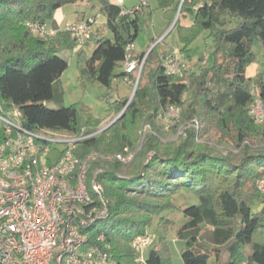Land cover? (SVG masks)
I'll list each match as a JSON object with an SVG mask.
<instances>
[{"label": "trees", "instance_id": "16d2710c", "mask_svg": "<svg viewBox=\"0 0 264 264\" xmlns=\"http://www.w3.org/2000/svg\"><path fill=\"white\" fill-rule=\"evenodd\" d=\"M96 2L106 22L101 33L89 40L97 45L86 60L83 77L108 90L119 77L137 78L125 70V63L146 55L134 56L130 49L141 30L139 10L127 12L111 0H0L1 105L19 108L30 130L85 135L77 149L82 158L102 146L118 152L125 147L135 150L139 136L143 137L141 148L153 155L141 171L121 178L118 172L126 164L113 158L108 161L113 168L98 174L103 195L110 199V215L87 228L92 231L89 241L96 242V234L104 233L115 264H138L133 238L146 234L164 211L173 209L172 196L180 191L199 200L177 208L186 219L178 231L185 243L184 264H264V195L258 194L256 185L264 177V149L252 150L250 145L264 142V123L257 124L249 112L253 88L264 102V73L248 76L257 60L254 42L259 40L264 49V0H158L171 21L179 8L181 15L192 18L190 26L181 25L180 20L175 25L184 54L188 55L198 35L209 31L213 63L188 70L185 76L169 75L164 67L169 53L156 44L146 56L134 98L129 102L130 98L119 97L111 104L114 117L121 115L102 131L99 123L84 125L75 105H48L61 101L56 85L69 66L59 53L76 48L71 32L56 25L55 12L68 4L95 8ZM233 19L239 22L230 27ZM28 22L51 24L57 32L40 36L29 29ZM83 52L82 48L79 53ZM170 106L181 108L179 121L172 120V130L184 127V131L176 147L164 152L160 150L164 130L158 119ZM196 119L199 130L194 127ZM211 124L225 137L232 134L231 145L241 150L239 162L231 153L216 154L198 141ZM4 136L0 129V141ZM100 162L90 163L87 182ZM258 201L262 208L254 211ZM162 244L147 250L144 264H170Z\"/></svg>", "mask_w": 264, "mask_h": 264}, {"label": "built area", "instance_id": "2783aa9c", "mask_svg": "<svg viewBox=\"0 0 264 264\" xmlns=\"http://www.w3.org/2000/svg\"><path fill=\"white\" fill-rule=\"evenodd\" d=\"M116 2L122 4L123 0ZM144 3L127 12L140 10ZM97 23L96 18H88L69 22L62 30L71 32L80 49L92 38ZM27 26L40 36L57 32L47 24L28 22ZM147 55L128 60L125 70L140 75ZM184 57L180 48H174L164 61L166 73L182 75ZM252 94L249 112L257 124H263L264 102L258 89L253 88ZM180 113V107L170 106L163 116L170 123ZM0 121L5 135L0 141V264H115L105 234H96L92 243V231L87 230L110 215V199L103 195L99 170L86 181L88 164L105 156L92 152L79 157L83 134L57 138L49 134L57 131L28 129L17 107L6 109L0 103ZM194 127L200 128L197 119ZM54 145L60 146L54 149ZM134 155L125 147L109 158L126 164ZM256 185L263 193L264 177ZM152 244L149 234L135 236L131 246L136 260L145 263L144 252Z\"/></svg>", "mask_w": 264, "mask_h": 264}, {"label": "rangeland", "instance_id": "374dc122", "mask_svg": "<svg viewBox=\"0 0 264 264\" xmlns=\"http://www.w3.org/2000/svg\"><path fill=\"white\" fill-rule=\"evenodd\" d=\"M150 1L152 3L146 7L144 14L141 15L140 33L133 46H131L130 48L134 56L140 55L145 52L147 53L156 44H158V48L160 50L167 53H170L174 48H182L183 43L179 33V26L175 25L177 21L180 20V24L186 26L190 24L189 21L192 20L190 16L181 15L179 8V11L177 12L175 18L171 21V19L166 16L165 9L159 6L158 0ZM138 3H141V1H138ZM95 4L96 7H92L89 10L90 14H99V3L96 2ZM131 7L132 6H130V8ZM84 8L85 7H78L74 4H68L65 6V10L69 15H71V17L77 15L78 11ZM238 22V19H233L229 26L233 27L237 25ZM100 33L101 30L99 29L95 31V33H93V36ZM103 33L107 37L112 36V33L110 31L108 34H105V31ZM96 45V41H90L89 44L83 48V53L71 50H65L59 53L60 56H62L69 62V66L60 77L56 85L57 93L59 94L61 101L53 100L50 101L48 105L51 108L75 105L78 108L81 122L84 125L88 126L99 123L100 131H102L103 129H106L108 126H110L111 122L121 115L119 114L114 117V109L111 104L119 97L131 98L134 92L137 78L133 77L132 75L128 76L127 78L119 77L114 81L113 88L111 90H108L98 81H90L87 78L83 77L82 70L86 65V60L92 55L94 49L96 48ZM211 45L212 38L209 37V31H204L195 38V40L189 45V56L185 54L182 76H185L186 73H188V70L189 72L192 70L198 71L200 65L202 67H209L212 65L214 57ZM253 48L254 52L257 55L256 63L253 66L254 72L264 73V49L262 48L259 40H256L254 42ZM120 70L121 69L119 68L118 71ZM137 75L138 71L136 72V76ZM133 98L134 96L130 99L129 102H131ZM163 115L162 117H159L158 123L163 126L164 130V135L163 137H161L162 144L160 145V150L165 152L169 151V149L172 150L173 147H176L180 140L179 136L184 131V127H181L179 131H173L171 128L172 120L170 121V123H167L169 119ZM176 121H179V117L176 118ZM2 127L3 123L0 121V129ZM149 129V126L145 128V130ZM49 134L52 137L57 138H67L78 135L68 134L60 131L51 132ZM203 134V136L198 137V141L203 142L201 144L210 146L212 151L216 154L227 155L228 153H231L236 161H240V159L242 158L241 150L238 148L236 149L230 143V137L232 136V134L226 135L225 137L223 133L218 130V128L213 124L208 125L206 131H204ZM142 141L143 137L141 138L139 136L138 142L140 146L135 150L130 148L135 155L132 161L126 163V165L123 166L122 169H120V171L118 172L121 178H131L134 174L141 171L143 169V166L148 163L149 159L153 155L152 152L146 153L141 148ZM250 145L252 150H258L259 148L264 149V142L262 141H254L251 142ZM59 146L60 145H54L53 147L55 149ZM101 148L102 149L100 150L96 149L88 153L90 154L92 152H96L105 156L104 158H98L101 162L95 168V170H93L92 175L97 170H99L100 173L102 170H110L113 168V165L108 162L112 160V158L110 159L109 157L113 156L118 151L104 149V146H102ZM90 163L88 164V169ZM258 194L264 195V193H261L260 191H258ZM127 196H136V194L127 193ZM172 200L175 207L173 209L170 208L164 211L161 217L156 220L151 226H149L145 233L146 235L149 234L153 237V244L151 245V247L159 243L164 244V247L166 249V256L169 257L170 264H184L182 259V250L185 247V243L184 241L179 239L178 231L184 224L186 219L183 216L182 211L177 208H179L180 206H185L194 201L199 202V200L197 196L185 191H180L174 194L172 196ZM261 208L262 204L259 201L256 202L253 206L254 211H258ZM207 234L208 229L204 230V237ZM146 253L147 250L144 252L145 256ZM136 262L138 264H144V262L141 260H136Z\"/></svg>", "mask_w": 264, "mask_h": 264}, {"label": "crops", "instance_id": "0c3cea01", "mask_svg": "<svg viewBox=\"0 0 264 264\" xmlns=\"http://www.w3.org/2000/svg\"><path fill=\"white\" fill-rule=\"evenodd\" d=\"M112 2H116V0H111ZM138 1L141 3L142 2H145L144 5L141 7V9L139 10V13H140V16L142 14H144L145 10H146V7L148 5H150L152 2L150 0H123L122 2V7L126 10H131L133 9L134 7H136L137 5H139L140 3H138ZM117 3V2H116ZM130 4V5H129ZM78 7H85L84 9L82 10H79L78 11V14L75 15L77 17H71V15H69L67 13V11L65 10V6L58 9L56 12H55V21H56V25L62 29L67 23L69 22H76V21H81V20H84V19H88V18H96V20L98 21V23L96 24V27H95V31L97 30H101V26L106 22V17L104 15H101V14H97V15H94L95 13L93 14H90L89 13V10L92 8L91 5H87L85 3H82L80 5H76ZM130 6H132L130 8ZM190 24L186 25V26H190L192 24V20L189 21ZM49 27H53L51 24L49 25ZM109 31H105V34H108ZM82 48L80 49H77L75 48L74 51H80ZM189 56V55H188ZM255 64H253L252 66L249 67L248 69V76L249 77H254L256 75L257 72H254V66ZM251 71V73H250Z\"/></svg>", "mask_w": 264, "mask_h": 264}, {"label": "water", "instance_id": "95a60500", "mask_svg": "<svg viewBox=\"0 0 264 264\" xmlns=\"http://www.w3.org/2000/svg\"><path fill=\"white\" fill-rule=\"evenodd\" d=\"M149 52H150V50L148 51V53H149ZM140 75H141V74H140ZM140 75L137 76V80H136V83H135L134 92H133L132 97L135 95V92H136V90H137V86H138V83H139ZM132 97H131V98H132ZM131 98H130V99H131ZM118 118H119V116H118L116 119H118ZM116 119L113 120V121L111 122V124H112L114 121H116ZM111 124H110V125H111ZM103 130H104V129H103Z\"/></svg>", "mask_w": 264, "mask_h": 264}]
</instances>
